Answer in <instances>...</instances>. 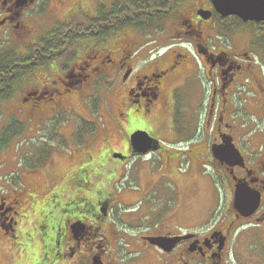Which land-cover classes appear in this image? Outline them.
<instances>
[{
    "label": "flooded vegetation",
    "instance_id": "obj_1",
    "mask_svg": "<svg viewBox=\"0 0 264 264\" xmlns=\"http://www.w3.org/2000/svg\"><path fill=\"white\" fill-rule=\"evenodd\" d=\"M49 1L0 0V150L5 146L2 152L6 148L22 152L14 156L10 181L0 182V240L18 248L16 264H35L34 260L30 263V258L38 251L32 253L31 248L28 255H23L29 247L25 249L21 244L26 236L34 234L26 225H37V221L43 224L42 234L29 243L36 248L41 244L44 257L39 264H264V78L249 51L225 48L216 37L222 30H233L235 18L220 17L210 0H190V9L181 11V3L169 14L171 43L165 50H155L156 42L130 50L133 43L121 40L114 50L102 49L107 39L96 43V39L90 38L72 42L73 48L67 53L65 48L51 55L49 45H57L58 25L85 24L98 17L99 9L109 13L111 5H105L108 0H100L96 15L89 17L81 12L85 7L77 2L76 12L62 9L63 21L51 11L48 17L52 18L53 27L47 32L50 25L43 24L45 7L40 6ZM203 12L209 14L208 19L201 16ZM263 29L261 24H252L257 46L263 41L262 35H258ZM199 50L207 57L198 55ZM55 82L57 86H53ZM195 83L203 90V143L193 155L187 148L182 153L172 142L187 132L184 114L191 113V109L182 94L184 88ZM100 84L109 89L115 84L113 88H117L108 99L112 101L113 119L108 121L115 130L113 136L107 126L99 136L97 132L82 134V119L74 130L68 128L64 123L66 116L77 115L78 108L84 109L76 105L78 97L90 112L87 105ZM205 84L209 86L207 97ZM18 93L17 105H13L11 99ZM198 108L197 104L195 109ZM126 114L150 124L158 132L155 139L161 144L173 145L171 149L162 146L153 154L172 182L169 159L175 166L181 158L207 159L213 169L214 184L226 193V207L217 218L206 223L196 220L204 223L199 227L195 222L190 228L176 223L178 189L175 198L173 194L167 201L158 200L155 184L143 182L142 169L135 189L112 183H107L105 193L96 189L106 184H101L102 177L95 176L93 171L84 172L80 168L82 161L76 162L77 155L83 154L84 148L91 159L101 160L111 137H120V150L114 151L126 160L124 165L111 170L123 171V175L133 178V166L139 158L130 157L129 137L122 132V121L126 125L129 119ZM35 118V130L27 138L32 126L21 123H32ZM4 119L11 120L6 123ZM170 121L177 125L176 130ZM147 128L153 137L152 130ZM75 132L80 140L72 145V151L55 149L63 145L61 142L71 141ZM102 137L104 145L97 146ZM192 141L191 138L185 144ZM226 144L240 153L244 167L231 166V159L220 163L212 158V147ZM41 155L44 161L39 160ZM126 164L130 165V173L126 172ZM12 179L13 183L8 185ZM238 182L259 195L257 208L248 217L234 209L233 194ZM58 188L59 193H50ZM57 198L66 199L58 216L54 209H49V203ZM4 257L0 254L2 263L6 262ZM242 258L250 262H243Z\"/></svg>",
    "mask_w": 264,
    "mask_h": 264
},
{
    "label": "rangeland",
    "instance_id": "obj_2",
    "mask_svg": "<svg viewBox=\"0 0 264 264\" xmlns=\"http://www.w3.org/2000/svg\"><path fill=\"white\" fill-rule=\"evenodd\" d=\"M77 2L79 4H81L83 7H85V10H81V12H85L89 17H93L96 15L97 10V6H99L100 4V0H80V2L78 0H50L48 3L40 6V7H45V11L44 13L46 15H42L45 22L43 24L49 26L50 27L46 30L47 32L50 31L52 29V18L48 17L51 15L52 12L57 13L56 15H59V17L61 16V14L64 12V10L62 11V9H65V11L68 12V9H72V12H76L78 11V7H76L75 5L77 4ZM191 2L190 0H183L182 5L180 6L181 11L184 9H190L191 8ZM76 3V4H75ZM75 4V5H74ZM65 6V7H64ZM175 10V9H174ZM52 11V12H51ZM80 12L79 18L81 19V17L83 16V13ZM172 16V15H171ZM63 21L65 20L63 16H61ZM163 20H161V23L156 25L155 27L145 30V31H138L136 29H132V28H127L124 29L120 34L116 33V35L114 36H110L107 39V42L105 44H103L101 47L102 49H108L111 48L112 50H114V47L116 46V44L118 43V40L124 41V42H129V43H133L132 47H130V50H138L140 49V45L146 44L148 42H153L155 41L156 44H159V42H163V45L166 44H170L171 40L168 39L170 38V34L172 33L171 30V26L169 25V21L172 20L171 17H162ZM42 25V24H41ZM47 28L46 26L43 27L42 29ZM45 31L44 34H46L47 32ZM43 34V35H44ZM230 35L228 34L227 31H223L221 34H217L216 37L220 39V42L222 43V45L225 48H230L231 46L234 48L235 51L239 52V51H249L256 63V65L259 67L262 77L264 78V44L257 46L255 44V42L253 41V37L254 34L252 32V26L248 25L245 28L242 29V32H237L234 35L231 36H220V35ZM95 43V42H92ZM211 44V43H209ZM100 46H98L97 48L99 49ZM82 50V49H81ZM247 52V53H249ZM249 53V54H250ZM202 62V60H201ZM202 66L204 67L203 62L201 63ZM201 66V69H202ZM201 74V72H200ZM118 80V79H117ZM119 82H117V87L119 86ZM53 86H57V82H55V84H53ZM115 86V84H113L111 86V88L109 89L108 86H105L103 84H100V88L98 89V92H94L93 96L96 97V101H99V103L101 102L100 107L93 111L92 113L95 114L93 115L92 113L88 112L87 107L85 106V102L83 100H81L78 97V100L76 102L77 106H84V109L82 108H78L77 115L70 114V116H66V118L64 119V123H67V127L68 128H72L74 130L75 128V124L77 123V121L79 119L82 120H86L89 121L91 123H94V120L98 121V124L100 126H102L103 124H105L109 118L113 119V116L111 115V108L112 106L111 104V100L110 96H112V92L117 89V88H113ZM208 84H205V92L208 93ZM203 93V90L200 89L199 84L195 83L192 84L191 88L183 89V97L186 99V102L188 101V107L191 109V113L186 112L184 114V117L187 118L188 123L187 125V132L183 133L184 137H175L173 142L174 145H176L177 148L182 149V153L185 152V149L187 148L190 149L191 154L196 155L198 153L201 144L203 143V131L202 126H201V110H202V105H201V95ZM20 93L14 94L13 98L11 99V103L13 105H17V100L19 99ZM243 96L245 95V93L242 94ZM207 97V94H206ZM92 98V97H91ZM93 100V99H91ZM239 102V101H238ZM97 103V102H96ZM98 103V105H99ZM106 103H107V107H106ZM241 103V102H240ZM198 104L199 108L195 109L196 105ZM186 105V106H187ZM185 106V107H186ZM89 108V107H88ZM33 109L30 112L33 113ZM109 117H108V115ZM154 114V113H153ZM17 115V114H16ZM91 115L93 117H91ZM117 118H119V114L116 113L115 114ZM128 115L126 114V119H128ZM181 117V115H179ZM11 119H4V122L9 123ZM102 123V125H101ZM22 125L26 126V125H31V130L28 133L27 138L29 137V135H32V133L35 130V126L37 124V119H33L32 123L28 122V123H21ZM122 127V132L124 135H126L127 137H130L133 135V133L135 132H147L148 128L150 127V129L152 130L151 136H153L154 138L157 137V135H155L158 132H155L153 130V127H151L150 124H148L149 126H147V124H143L139 119L136 118V116L134 115H129V119L127 124L125 125V123L121 124ZM170 125L173 126V129L176 130L177 125H174L173 122L170 121ZM264 127V123L262 124ZM262 125H259V127H261ZM74 126V127H72ZM171 127V126H170ZM179 130L181 129L180 126H178ZM107 129L109 131V133H112V136L115 132V130L113 131L112 125L111 123L107 124ZM181 132V131H180ZM192 138V143L190 144H185L186 141L191 140ZM103 137L100 140V142L98 144L103 143L102 141ZM90 139L87 140V142ZM28 140H25V142H27ZM120 141V137H111V142L110 140L107 142L106 144V148L103 150V156L101 157V160H93L89 157L88 153L89 152H84L83 153V157L84 160L81 163V169L84 172H88V171H93L96 175L95 176H103L102 179L99 181L102 183H105L106 185H100L97 186L96 189L99 190L102 193H105L107 190V183L111 182V168L112 167H119V165L121 166V164H123L122 162H119L115 159L112 158L113 154L117 153L116 151H111L110 148H114L115 150H120L118 144ZM110 144L112 145V147H110ZM29 146V144L27 143L26 148ZM192 147V149H191ZM5 148V146H3V149ZM1 149V148H0ZM2 149V150H3ZM171 149V148H170ZM2 150H0V182L5 183L9 182V176L11 175L10 171H12L14 167V162H12L14 159V156L16 155H22V152L19 153H15L13 148H6V150L4 152H2ZM194 151V152H193ZM105 154H109L110 156H106ZM138 165H134L133 167L135 168V173L132 174L133 178L131 179L132 182L134 183V185L132 186V184L130 185V181H123L124 183H122V186L128 185L130 186V188L132 187L133 189L136 188V183H137V177L139 176V173H141V171L143 170V182L144 183H154L156 188H155V192L157 194V198L158 200L162 198V200H166L167 198H170L171 195L174 194V198L176 197V189H178V197H179V207H178V213L175 216L176 219V223L178 224H182L181 226H183L184 228H190L193 226V222H195L196 220L198 221L202 216H203V221L204 223L211 221V218H217L225 209L226 207V193L223 189H221L219 186H214V184L212 183V177H214L211 173V169L208 166V162L207 159L205 158H197L192 156L191 160L188 161L187 160H183L181 163V169L182 171L175 170L176 166L174 165V163L172 162L171 159L168 160V164L171 167L172 171H173V180L174 182H172L171 177L169 176V174H167L166 172L163 171V168L161 167V164L159 161H157L155 158L151 159V158H147L145 160H142L141 158L138 159ZM19 162V161H18ZM62 164L63 161H60ZM145 162V163H143ZM175 162V161H174ZM5 163V164H3ZM119 165H116V164ZM98 164V165H97ZM202 164L206 165L208 168L202 166ZM97 165V166H96ZM124 165V164H123ZM190 165V166H189ZM96 166V167H95ZM175 166V169H174ZM199 166L201 169V173H203L204 175H206L205 177L207 178H203L200 177L199 173ZM66 166H64L65 168ZM127 170L126 172H129V167H126ZM19 167H17V171H18ZM66 169V168H65ZM142 169V170H141ZM10 172V173H9ZM8 173V174H7ZM130 173V172H129ZM166 173V174H165ZM127 175V174H126ZM13 183V179L11 183H7L8 185H11ZM29 183L31 184V182L29 181ZM88 183V182H87ZM90 184V183H88ZM172 184V185H171ZM44 186V185H43ZM91 186H87V188H89ZM129 188V189H130ZM154 192H150V195H153ZM48 201V200H47ZM66 203V199L60 201L59 198H57L56 200L52 201L49 203L50 207L49 209H54L53 212L58 216L59 214V210L62 209L61 206H63ZM169 204V202H168ZM57 206V207H56ZM210 217V218H209ZM205 218H209L208 220ZM201 222V221H200ZM198 222L196 225V227L202 226L204 223H200ZM34 226L36 228H34ZM26 227L31 228V231L34 232V234H29L28 236L25 237V239L22 241V247L27 249L28 247V251L22 253L23 255H28L29 251L31 248L32 253H35L33 258H30V263L33 262L35 264H39V261L41 260V257H44V253L42 254V250H41V244L36 245L31 247L30 246V240L34 239L35 236L42 234L41 232L43 230H41V228L43 227V224L41 221H37V225L34 223H31L30 225H26ZM0 254L4 255L6 262L5 263H14L16 264V260H18V256H19V250L17 247H15L13 244L9 245V242L5 239H1L0 240ZM39 257V259H38ZM255 259H258L255 256ZM2 259L0 258V264H3ZM243 262H250V260H247L246 258H242ZM4 263V264H5Z\"/></svg>",
    "mask_w": 264,
    "mask_h": 264
},
{
    "label": "trees",
    "instance_id": "obj_3",
    "mask_svg": "<svg viewBox=\"0 0 264 264\" xmlns=\"http://www.w3.org/2000/svg\"><path fill=\"white\" fill-rule=\"evenodd\" d=\"M106 1V0H103ZM111 7H108L109 13H106L102 9L98 11V17H94L91 20L87 21L85 24H78L75 22H71V24H60L56 30V40L60 43L57 45H49V49L51 55L55 53L57 50L65 49L66 53L68 49L73 48L71 45L72 42L85 39H96V43L102 42L105 39H108L110 36L116 35V33L120 34L124 29L132 28L138 31H145L155 27L156 25L161 23L162 17H168L169 14L176 9L179 4L183 3V0H108ZM102 6V5H101ZM170 11V12H169ZM249 24L242 23L238 19H236L235 24L233 25V30L230 32H235L240 30L241 28H245ZM262 26H264L262 24ZM62 28V29H61ZM260 33L258 35H262L264 41V29L259 30ZM65 33V35H63ZM261 38V37H260ZM66 41V42H65ZM67 43V45H66ZM264 43V42H263ZM49 52V53H50ZM55 59V58H54ZM57 59V57H56ZM53 61V58L51 59ZM94 110L96 106L93 105ZM88 124V125H86ZM89 126V127H87ZM88 129V130H85ZM82 134L94 133L95 128L92 126V123H84L81 128ZM81 132H78L80 134ZM97 132V131H96ZM76 135V132L73 133V139L68 142H61L63 145L58 146L60 150L72 151L74 148L72 145L77 143L80 138ZM75 135V136H74ZM100 135V132L98 136ZM59 143V145H61ZM58 145V144H57ZM56 156V154H54ZM90 156V155H89ZM39 160L44 161V156H40ZM64 160H67L64 157ZM83 161L84 157L81 153L77 155L76 162ZM81 163V162H80ZM61 189V188H60ZM60 189H56L53 191L51 189L50 193L57 194ZM54 192V193H53Z\"/></svg>",
    "mask_w": 264,
    "mask_h": 264
},
{
    "label": "water",
    "instance_id": "obj_4",
    "mask_svg": "<svg viewBox=\"0 0 264 264\" xmlns=\"http://www.w3.org/2000/svg\"><path fill=\"white\" fill-rule=\"evenodd\" d=\"M214 9L222 17L235 16L243 22H264V0H210ZM204 19H208L207 13H201ZM134 153L137 155L146 154L158 150V144L152 140L145 132H136L131 137ZM213 156L221 161L231 159V165L243 167L242 159L232 145L226 144L225 147H213ZM116 159L123 160L120 155L113 156ZM234 207L244 216L253 213L257 207L259 197L247 190L245 187L235 189ZM242 210V211H241ZM244 211V212H243Z\"/></svg>",
    "mask_w": 264,
    "mask_h": 264
},
{
    "label": "crops",
    "instance_id": "obj_5",
    "mask_svg": "<svg viewBox=\"0 0 264 264\" xmlns=\"http://www.w3.org/2000/svg\"><path fill=\"white\" fill-rule=\"evenodd\" d=\"M198 169H199V171H200V172H198L199 175H200V177L207 178V177H205V175H204V176L202 175V173H201V169H200V166H199ZM200 219H202L201 221H203V216H202ZM195 223H197V221H195ZM181 225H182V224H181Z\"/></svg>",
    "mask_w": 264,
    "mask_h": 264
}]
</instances>
